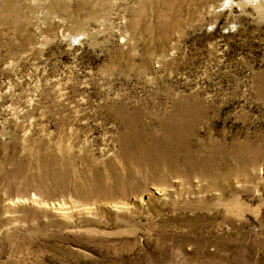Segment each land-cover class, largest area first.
Masks as SVG:
<instances>
[{"label": "rangeland", "instance_id": "1", "mask_svg": "<svg viewBox=\"0 0 264 264\" xmlns=\"http://www.w3.org/2000/svg\"><path fill=\"white\" fill-rule=\"evenodd\" d=\"M0 264H264V0H0Z\"/></svg>", "mask_w": 264, "mask_h": 264}, {"label": "bare ground", "instance_id": "2", "mask_svg": "<svg viewBox=\"0 0 264 264\" xmlns=\"http://www.w3.org/2000/svg\"><path fill=\"white\" fill-rule=\"evenodd\" d=\"M257 1V0H256ZM178 128V127H177Z\"/></svg>", "mask_w": 264, "mask_h": 264}]
</instances>
